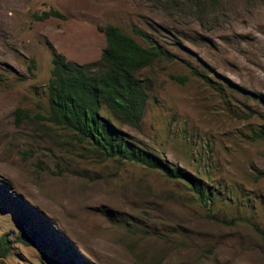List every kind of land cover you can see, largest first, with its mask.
I'll use <instances>...</instances> for the list:
<instances>
[{"label": "rangeland", "instance_id": "obj_1", "mask_svg": "<svg viewBox=\"0 0 264 264\" xmlns=\"http://www.w3.org/2000/svg\"><path fill=\"white\" fill-rule=\"evenodd\" d=\"M52 11L63 17H35ZM108 25L175 58L139 74L140 127L115 126L202 181L212 209L184 180L100 160L37 122L54 55L98 63ZM254 227L264 231V0H0L6 264H264ZM36 230L33 245L18 241Z\"/></svg>", "mask_w": 264, "mask_h": 264}, {"label": "trees", "instance_id": "obj_2", "mask_svg": "<svg viewBox=\"0 0 264 264\" xmlns=\"http://www.w3.org/2000/svg\"><path fill=\"white\" fill-rule=\"evenodd\" d=\"M36 19L62 18L56 11ZM106 47L101 60L79 65L54 55L47 86V106L37 114V122L51 126L70 137L77 147L103 161L138 164L161 172L171 180L188 182L204 208H213V194L202 181L168 165L151 151L141 148L115 125L139 128L149 102V91L139 74L155 64L174 61V56L146 33L135 31L148 46H143L121 28L108 25L103 30ZM174 79L181 81L180 78ZM105 112L109 114L105 116ZM17 121L27 117L18 111ZM264 238V231L254 227ZM40 231L20 233L18 241L33 245ZM10 241H0V264H6Z\"/></svg>", "mask_w": 264, "mask_h": 264}]
</instances>
